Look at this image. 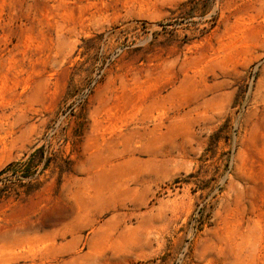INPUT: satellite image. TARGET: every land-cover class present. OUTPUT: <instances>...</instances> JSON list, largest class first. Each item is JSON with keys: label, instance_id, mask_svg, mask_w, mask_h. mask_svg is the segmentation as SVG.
<instances>
[{"label": "rangeland", "instance_id": "1", "mask_svg": "<svg viewBox=\"0 0 264 264\" xmlns=\"http://www.w3.org/2000/svg\"><path fill=\"white\" fill-rule=\"evenodd\" d=\"M0 264H264V0H0Z\"/></svg>", "mask_w": 264, "mask_h": 264}]
</instances>
